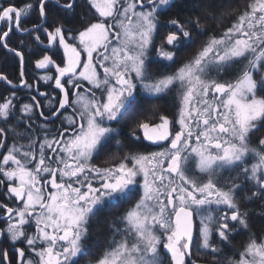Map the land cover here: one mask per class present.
<instances>
[{"label": "snow or ice", "instance_id": "snow-or-ice-1", "mask_svg": "<svg viewBox=\"0 0 264 264\" xmlns=\"http://www.w3.org/2000/svg\"><path fill=\"white\" fill-rule=\"evenodd\" d=\"M79 4L0 0V264H264V0H85L70 27Z\"/></svg>", "mask_w": 264, "mask_h": 264}, {"label": "trees", "instance_id": "trees-1", "mask_svg": "<svg viewBox=\"0 0 264 264\" xmlns=\"http://www.w3.org/2000/svg\"><path fill=\"white\" fill-rule=\"evenodd\" d=\"M15 2L17 4H19L21 2V0H15ZM176 2L178 3L179 0H176ZM245 2H246V0H235L234 6H236V5L243 6V4ZM175 10H176V8L173 7L168 12H165L161 17L162 20L165 21V23H166V20H167L168 16L170 15V13L172 11H175ZM85 11H87V9L85 7V0H80V4H79L78 8L76 9L77 16L72 17V22L69 23V26L70 27H77L78 24H76L75 21H77L79 19V17L85 13ZM92 11L94 12V10H92ZM88 18H91V17L89 16ZM35 20H36V17L33 16L32 20L29 21V25L31 23L35 22ZM210 23H212L213 26L215 27L214 22H210ZM161 31H165V29L162 28ZM20 39L25 40V46H24L23 50L26 53V64H25L26 78L29 80V82H34V81H36L37 77L43 73L42 70L35 69L34 59L37 57L30 54L31 52H33V50L36 49V46L34 44H32L30 37H26L25 35L19 34V33L14 34L12 36L10 43L15 46L16 44H18V41ZM201 39H203V37H201ZM194 48H195V46H189L188 48L181 49L177 63L175 65H171V67H167V65L170 62H164L163 64H155L154 63L152 65V67H153V69H156V70L173 71V70H175L176 67L179 66L180 62H182L184 59L187 58V56L192 54V52L194 51ZM56 58L59 62V56H57ZM0 72H4L5 74L9 75L10 79H12L14 82L18 83V77H19L18 60L16 58H14L11 54L7 53L6 50H3V49H0ZM40 90L41 91H49V92L52 91L51 88L44 86L42 81L40 82ZM11 91H12L11 86H8V85L4 84L3 82H0V95H9ZM17 95L20 97V102L24 103V102H28L29 95H35V92L33 91V92L29 93V91L27 89H25L21 92H18ZM38 98L41 99L42 103H46L44 98H42V97H38ZM149 103L159 104L161 106V109L169 115H172L175 112V108L173 107V105L175 103L174 94H168V95H166L160 99H151L149 101ZM55 123L58 125L59 121H56ZM112 126L115 127L117 125L113 124ZM124 131H127V129H124ZM11 142L12 141L10 139L9 143H11ZM0 151H3V150L0 149ZM112 151L115 152L116 149L113 148ZM107 159H108V155L102 154L101 157L98 160H96L95 162L98 164H102ZM128 206H129L128 204L122 203L120 205L111 207V208H113L111 211H109L111 208L106 209L105 212L102 213L101 215L102 216H108V217H118L124 211H126ZM0 226H3L2 223H0ZM97 228H99L101 230L96 231ZM261 229H264V220H260L258 218L254 219L253 220V230L256 231L257 234L259 235V234H261ZM109 238H110V234L108 233L106 224L102 223L100 225H97V224L93 225V236H92L91 240L96 241L92 245L93 247H95L96 251L102 250L101 243L104 242L103 245H105ZM244 239H245V237L243 235H238V236H236L234 243L239 245ZM0 247H9V242L6 240L3 241L2 243H0ZM81 264H85V260L82 259Z\"/></svg>", "mask_w": 264, "mask_h": 264}, {"label": "rangeland", "instance_id": "rangeland-1", "mask_svg": "<svg viewBox=\"0 0 264 264\" xmlns=\"http://www.w3.org/2000/svg\"><path fill=\"white\" fill-rule=\"evenodd\" d=\"M41 75H43V73L41 74ZM156 151V150H155ZM103 164V163H102ZM136 198H138V197H136ZM134 202V201H133ZM113 208H111L109 211H111ZM115 212V211H114ZM96 241H92V240H90V243L93 245L94 243H95ZM99 242V241H98ZM103 244H104V242L103 243H101V245L103 246ZM99 245V244H98ZM93 249L95 250V247H93Z\"/></svg>", "mask_w": 264, "mask_h": 264}, {"label": "flooded vegetation", "instance_id": "flooded-vegetation-1", "mask_svg": "<svg viewBox=\"0 0 264 264\" xmlns=\"http://www.w3.org/2000/svg\"><path fill=\"white\" fill-rule=\"evenodd\" d=\"M148 150L149 151H155V150H159V149L153 147V148H149Z\"/></svg>", "mask_w": 264, "mask_h": 264}]
</instances>
